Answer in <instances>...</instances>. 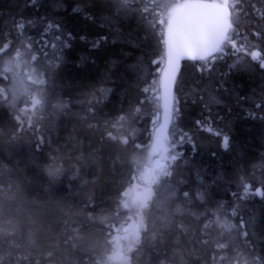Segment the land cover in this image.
Returning a JSON list of instances; mask_svg holds the SVG:
<instances>
[{
    "label": "snow or ice",
    "instance_id": "snow-or-ice-1",
    "mask_svg": "<svg viewBox=\"0 0 264 264\" xmlns=\"http://www.w3.org/2000/svg\"><path fill=\"white\" fill-rule=\"evenodd\" d=\"M29 2L35 4L36 0ZM52 3L54 10L63 7L61 0ZM99 8L107 13L101 27L136 19L146 32L159 35L163 52L152 64L161 65L157 69L160 75L140 89L141 98L129 101L127 110L115 114L103 107L110 89L84 93L76 101L80 111L73 114L98 147L76 152L75 145L57 146L48 130L54 116L69 114L65 111L67 101L60 98L53 102L52 77L63 62V50L70 48L76 37L64 31L61 23L47 20L39 41L31 37L18 44L11 38L0 41V77L9 81V86L0 87V108H7L6 115L11 118L7 130L0 127V142L16 145L28 139L34 149V164L50 186L74 179L82 181L85 191L99 186V198L93 199L97 195L93 188V195L81 204L82 209L90 210L86 216L59 208L62 215L53 216L48 236L42 237L33 214L29 212L25 218L15 207L23 182L13 169L0 166V264H135L145 258H150V264H196L208 251L209 264H264V257L249 248L254 222L238 211L248 207L250 196L264 198V183L253 187L250 179L264 163H253L251 171L241 166L240 191L231 192L237 203L227 213L223 203L207 212L196 210L197 202H208V193L198 189L192 194L172 183L176 170L186 163L180 150L184 144L195 152L198 139L214 137L224 151L231 147V136L219 123L224 117L212 114L213 106H223V100L207 92L206 86L193 87L185 94L181 61L200 62L197 70L204 75L213 72L217 61L232 57L229 72L223 75L240 68L264 75V0H87L72 12L94 22L92 9ZM32 23L20 17L14 25L17 37H24L25 28ZM79 39L97 50L108 37L82 35ZM223 87L219 80L217 91ZM189 96L193 104L201 102L209 113L194 119L190 130L179 123ZM145 104L155 105L148 143L137 139ZM254 107L264 112V102ZM245 119L264 121V115L249 111ZM105 153L111 169L117 164L128 166L124 186L111 204L103 198ZM92 166L96 173L89 180L85 177ZM236 217L233 222L231 218ZM52 224L57 225L55 231ZM98 248L104 252L98 253Z\"/></svg>",
    "mask_w": 264,
    "mask_h": 264
},
{
    "label": "trees",
    "instance_id": "trees-1",
    "mask_svg": "<svg viewBox=\"0 0 264 264\" xmlns=\"http://www.w3.org/2000/svg\"><path fill=\"white\" fill-rule=\"evenodd\" d=\"M61 2L63 7L54 10L52 0H36L35 4H31L29 0H0V41L11 38L18 44L20 39L28 37L39 41L47 20H55L63 25L64 31L73 33L76 39L70 41V48L63 50V62L55 69L52 77L55 91L53 102L63 98L69 104V108L65 110L69 114L54 116L48 130L57 146L72 148L75 145L76 152L81 149L89 152L97 148L98 144L85 135L81 121L73 114L80 111L76 101L94 88L110 89L104 109L109 114L127 110L129 101L135 102L142 97L140 89L157 78V69L161 65L152 64V60L162 55L163 46L159 42V35L146 32L136 19L111 22V26L101 27L104 22L102 17L107 15L106 10L92 9L96 20L86 21L81 15L74 14L72 9L77 4L87 3V0ZM20 17L33 23L25 28V36L18 38L14 25ZM82 35L89 39L104 35L108 40L99 49L92 50L89 43L79 39ZM232 61V57H225L223 61H217L211 74L204 75L197 70L200 62L181 61L180 75L183 77L184 93L191 92L193 87L206 86L207 92L219 96L224 104L213 106L212 114L219 113L224 117L219 122L220 127L231 136L228 151H224L219 140L214 137L198 139L195 152L189 144H184L180 149L186 163L176 170L172 183L178 184L180 190H189L192 194L198 189L208 193L207 203L197 202L198 211L214 210L218 203H223L227 213L230 206L237 203L231 192L240 191L241 166L245 171H251L253 163H264V121L245 119V114L249 111L264 115V112L254 107L255 103L264 102V75L259 70L253 71L250 68L234 69L230 74L223 75L229 72L228 65ZM219 80H223L224 87L217 91ZM7 86L8 80L0 82V87ZM242 97L247 99H241ZM143 107L144 119L138 125L137 139L148 143L155 105L145 104ZM181 107L183 108V100ZM7 111V108H0V116L3 117L0 127L5 130L11 123V118L6 115ZM207 115L209 113L201 102L193 104L189 96L184 118L179 123L190 130L194 119H202ZM212 153L216 155L213 156ZM34 159V149L28 139L16 145L0 142V166L13 169L14 174L23 182L22 196L16 201L15 207L21 210L25 218L31 212L33 218L38 220L40 235L47 237L49 221L54 215H62L59 208H64L65 211L71 208L86 216L90 210L82 209L81 204L93 195V188L97 191L93 199H98L99 186H90L85 191L79 179L57 181L50 186L34 164ZM102 166L103 198L106 204H111L124 186L128 166L117 164L115 169H111L107 153L104 154ZM95 173L96 168L92 166L87 169L85 178L91 180ZM250 179L253 187H260L264 183V168L258 167L255 176ZM246 203L248 207H242L238 211L245 213L254 222L248 238L249 248L257 256L264 257V198L250 196ZM231 219L235 222L238 217ZM192 223L193 227L198 226L197 222ZM51 227L55 231L57 225L52 224ZM97 251L103 253L104 249L98 248ZM203 255L204 259L196 261V264H209L211 251ZM72 264H79V261H73ZM135 264H150V258H145L142 262L136 261Z\"/></svg>",
    "mask_w": 264,
    "mask_h": 264
},
{
    "label": "rangeland",
    "instance_id": "rangeland-1",
    "mask_svg": "<svg viewBox=\"0 0 264 264\" xmlns=\"http://www.w3.org/2000/svg\"><path fill=\"white\" fill-rule=\"evenodd\" d=\"M161 67V66H160ZM158 75H157V78L159 77V75H160V73L158 72L157 73ZM162 111V110H161ZM162 119H163V116H162V114H161V122H162ZM146 155V154H145Z\"/></svg>",
    "mask_w": 264,
    "mask_h": 264
}]
</instances>
